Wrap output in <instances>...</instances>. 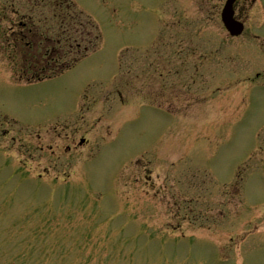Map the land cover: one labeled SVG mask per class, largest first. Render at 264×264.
Listing matches in <instances>:
<instances>
[{"label": "rangeland", "instance_id": "1", "mask_svg": "<svg viewBox=\"0 0 264 264\" xmlns=\"http://www.w3.org/2000/svg\"><path fill=\"white\" fill-rule=\"evenodd\" d=\"M19 1L0 0V264H264L256 4L233 38L224 0H70L100 48L25 83Z\"/></svg>", "mask_w": 264, "mask_h": 264}, {"label": "trees", "instance_id": "2", "mask_svg": "<svg viewBox=\"0 0 264 264\" xmlns=\"http://www.w3.org/2000/svg\"><path fill=\"white\" fill-rule=\"evenodd\" d=\"M69 1L17 3V30L11 35L19 51L16 79L32 83L54 78L98 49L101 35L97 26ZM26 46L38 54L31 56Z\"/></svg>", "mask_w": 264, "mask_h": 264}, {"label": "water", "instance_id": "3", "mask_svg": "<svg viewBox=\"0 0 264 264\" xmlns=\"http://www.w3.org/2000/svg\"><path fill=\"white\" fill-rule=\"evenodd\" d=\"M232 2H233V0L228 1V5L225 8L224 13H223V21H224V24L226 25L227 29H229V31L232 34H235L237 32H235L236 27H235L234 22H233L232 8H231Z\"/></svg>", "mask_w": 264, "mask_h": 264}, {"label": "flooded vegetation", "instance_id": "4", "mask_svg": "<svg viewBox=\"0 0 264 264\" xmlns=\"http://www.w3.org/2000/svg\"><path fill=\"white\" fill-rule=\"evenodd\" d=\"M239 3H240V2L237 1V3L234 4V10H235V12H236V17H240L241 13H243V12H242V9H244V6H243V8H240V7L238 6ZM81 144H82V140H81L80 145H81Z\"/></svg>", "mask_w": 264, "mask_h": 264}]
</instances>
